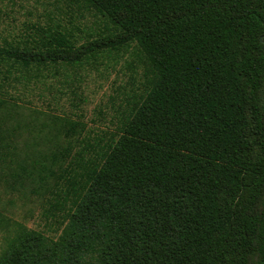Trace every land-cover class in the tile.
Returning a JSON list of instances; mask_svg holds the SVG:
<instances>
[{"label": "trees", "instance_id": "trees-1", "mask_svg": "<svg viewBox=\"0 0 264 264\" xmlns=\"http://www.w3.org/2000/svg\"><path fill=\"white\" fill-rule=\"evenodd\" d=\"M62 1L0 33V264H264V0ZM122 58L113 128L25 97Z\"/></svg>", "mask_w": 264, "mask_h": 264}, {"label": "rangeland", "instance_id": "rangeland-1", "mask_svg": "<svg viewBox=\"0 0 264 264\" xmlns=\"http://www.w3.org/2000/svg\"><path fill=\"white\" fill-rule=\"evenodd\" d=\"M63 3L62 0H0V33H18L26 23L46 17L47 13H57L56 5ZM62 8L67 9L65 6ZM95 19L88 15L80 21L83 24L94 25ZM83 72L86 74L80 84V96L75 97L70 92L68 95H61L55 89L52 92L41 91L40 97L39 90H36L25 97L31 99L37 106L47 107L45 102H50L61 110L83 113L90 129L113 128L112 123L118 119L119 106L113 105L111 97L116 93V86L128 80L129 71L125 59L106 61L98 69ZM117 102L119 103L118 100ZM17 202L13 208L17 215L23 217L26 214L27 223L31 226L37 225L40 220L32 214L38 213L39 206L21 199ZM4 234V231L0 230V251L4 245Z\"/></svg>", "mask_w": 264, "mask_h": 264}]
</instances>
